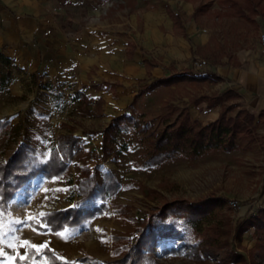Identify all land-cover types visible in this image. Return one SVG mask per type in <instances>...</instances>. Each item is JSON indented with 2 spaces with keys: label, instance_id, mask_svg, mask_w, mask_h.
<instances>
[{
  "label": "rangeland",
  "instance_id": "1",
  "mask_svg": "<svg viewBox=\"0 0 264 264\" xmlns=\"http://www.w3.org/2000/svg\"><path fill=\"white\" fill-rule=\"evenodd\" d=\"M214 1L217 5L212 6L211 0H202L196 4V8L204 12L200 13L195 22L200 31L204 28L206 33H209L212 48L208 52L197 48L190 59L191 64L197 59H205L207 63L209 62L207 65L209 67L216 63L220 64L219 58L223 52L218 46L219 41L223 39L228 42L233 38L237 39V34L246 30L251 31L252 35V29L256 26L257 14L250 13L254 23L240 15H224V10L232 12V9L227 5H220V0ZM235 1L243 2V0ZM92 2V6L81 5V9L90 13L98 12V20L81 21L79 25L82 28L87 27L92 30L97 28L104 32L107 14L108 22L123 27L131 36L137 31L141 32L146 24L153 22L151 12H157V9L162 14L161 29L163 30L168 24V19L162 10L167 0H143L141 6L136 9L130 7L131 0H124V3L115 1L112 3L109 0H92ZM177 2L180 0H176ZM117 4L120 8L123 4L127 5L126 10L120 12ZM260 6L261 12L264 13V0H260ZM117 11L123 15V18L115 14ZM148 13L151 16H147ZM245 14L249 17L248 11H245ZM258 15L264 16V14ZM180 23L183 21L180 20ZM64 28L66 31H71L73 21L66 19ZM6 69L10 74L18 73L12 65ZM34 78L36 79V75ZM123 81L125 90L120 92L117 99L110 97H106L107 100L102 99L103 113L100 116L92 117L88 114L76 118L78 102H74L68 109L63 108L58 111L51 122H48L39 110L41 104L45 103V93L41 90L42 83L30 79L27 85L22 84L27 96L24 94V89L20 96L10 94L12 88H15L12 84V88L9 89L11 82L7 90H0V162H5L12 155L22 136L36 148L38 155L45 159L50 149L56 146L59 135L74 132V129L80 133L82 128L83 131L102 130L111 123L112 117L123 115L116 121L120 129L117 128L113 133L114 139L110 142L111 156L102 158L98 152L100 135L90 136L92 142L84 145L88 152L83 148L77 150L62 174L51 178L39 175L28 181L7 202L6 210H0L5 225L14 218L28 220L27 225H15L17 231L14 235L19 239L15 248L5 249L0 264H15L11 257L25 256L26 246H20L25 240L31 245L48 247L62 260L74 261L84 254L94 256L101 262L113 259L119 256L123 244L129 239L134 240L139 219L149 212L151 206L173 199L185 198L197 201L209 197L218 198V203L205 217L203 227H207L208 223V227L220 228L223 234L219 240L225 245L212 251L206 260L198 261L193 257V249L180 239L170 237L156 243L155 264H220L219 261L222 262L221 264H264V244L254 237L251 229L242 235L238 232V226L246 217L264 208V140L258 122L252 128L254 140L247 149L207 152L198 158H190L184 153L159 164L144 165L147 145L140 142L139 137L146 132L139 133V126H147L148 132H159L164 124L175 121L180 113L189 108L188 105L201 100H205L208 104V99H204L203 96L211 98L216 93L225 91V85L219 82L215 84L209 81L179 80L172 86H162L147 92L138 91L139 95L135 97L133 94L139 88L140 82L126 79ZM234 91L231 89L230 94H226L228 99L223 103V106L230 104L234 106L228 116L230 114L235 116L242 108L241 100ZM65 94L70 96L71 91L64 92L61 100ZM89 104L94 107V103ZM216 105L221 108L220 104ZM191 112L195 114L197 111L191 106ZM61 120H65L68 126L60 127L58 123ZM3 122H7L8 125H4ZM134 122L138 123V128L134 127ZM98 160L100 163H97ZM95 164H99L97 172L100 177L98 176L97 182L102 183L101 173L105 171H112L119 182L116 192L104 200L105 206L102 212L81 226L47 232L33 230L30 224H43L42 219L48 213L76 206L79 198L77 183L80 174L86 167L90 170L95 169ZM230 200L237 201L238 207H232ZM260 201L262 204L258 207L257 203L259 204ZM101 202L100 199L95 198L79 206H97ZM41 213L44 215L41 216ZM114 236L117 239L113 238ZM200 237L199 235L197 238ZM170 247L177 250L164 254L163 248ZM235 254H240L239 258L243 261L240 263L235 260L225 261Z\"/></svg>",
  "mask_w": 264,
  "mask_h": 264
},
{
  "label": "crops",
  "instance_id": "2",
  "mask_svg": "<svg viewBox=\"0 0 264 264\" xmlns=\"http://www.w3.org/2000/svg\"><path fill=\"white\" fill-rule=\"evenodd\" d=\"M109 1L124 3V0ZM131 1L130 7L133 9L139 8L143 2ZM199 1L202 0H180L177 3L176 0H167L162 9L168 19L167 27L161 29L162 14L157 9V12H151V24H146L141 32L129 36L126 29L108 22L107 14L104 32L97 28H82L79 25L81 21L98 20V12L90 13L81 9V5L92 6V0H0V52L11 58L13 69L18 70V73H11L9 89L12 84L15 88H12L10 94L20 96L24 89L22 84L27 85L30 79L42 83L45 103L41 104L39 110L51 122L61 109H68L74 102H78L79 106L80 102L74 100V94L82 90L84 85L102 82L110 84L114 91H87V94L92 93L107 100L106 97L117 99L120 92L125 90L123 79L140 82L133 94L135 97L143 85L156 79L170 80L168 85L159 84L152 90L172 86L179 80L196 81L172 77L185 69H193L190 59L197 48L206 52L212 48L209 33L204 28L200 31L195 22L200 13L204 12L196 8ZM211 1L212 6L216 4L214 0ZM166 5L179 14L183 21L182 31L174 26ZM126 6L123 4L120 8L117 4L120 12L125 11ZM115 14L123 18L118 11ZM66 19L73 21L71 31L64 28ZM255 22L252 35L251 31L246 30L240 34L237 30V39L219 41L218 46L223 52L219 58L221 63L209 67L208 62L206 66L219 76L215 84L222 83L225 90L234 89L239 93L240 107L256 115L264 140V43L260 39V35L264 34V16L257 15ZM143 60L151 61L153 65L146 68ZM68 91H71V95L65 94L61 100V95ZM24 92L27 96L25 89ZM188 106L186 111L190 118L202 124L215 120L219 115V105L210 106L205 100ZM191 106L196 109L195 114L191 112ZM79 117L77 107L76 118ZM58 124L60 127L68 126L65 120ZM83 129L80 133L74 129L73 133L81 136ZM91 142L88 137L84 145Z\"/></svg>",
  "mask_w": 264,
  "mask_h": 264
},
{
  "label": "trees",
  "instance_id": "3",
  "mask_svg": "<svg viewBox=\"0 0 264 264\" xmlns=\"http://www.w3.org/2000/svg\"><path fill=\"white\" fill-rule=\"evenodd\" d=\"M220 5L229 6L232 12L224 10V15L246 17L254 23L251 15L264 14L261 12L260 0H243L239 3L235 0H220ZM166 11L173 20L176 28L183 30L180 23L179 14L175 13L168 5ZM226 11V13H225ZM245 11H248L249 17ZM247 14V15H248ZM131 53H129L130 55ZM146 68L152 66L151 61L143 60ZM13 65V60L0 52V90H7L11 82V74L6 68ZM187 78L196 81L216 82L219 79L209 67L203 66L200 70L192 68L185 69L174 75L172 78ZM169 78L156 79L149 84L143 85L139 91H150L159 84H169ZM113 86L106 82L100 84H90L82 86V90L76 91L74 100H79L78 113L80 117L91 115L98 117L102 113L103 100L100 97L88 93L89 90L104 89L111 90ZM231 89L216 93L214 96H203L208 99V105L220 104L221 108L218 117L206 124L198 120L191 119L185 110L173 122L164 124L159 132H152L147 126H139L134 122V127L138 128L141 137L139 141L146 144V161L144 165H155L162 163L167 159L176 157L179 154H186L190 158H198L207 152H231L237 149H247L250 142L254 140L252 128L255 127L256 115L250 113L245 108H240L235 116H228L234 106H223L228 99L226 94H230ZM235 95L240 97L239 93L234 91ZM115 96V94H113ZM90 101V102H89ZM93 102L94 107L89 103ZM211 102V104L209 103ZM123 115L112 118L111 123L102 130H85L81 136L69 132L58 136L55 147H52L48 156L42 159L36 148L27 140L23 139L12 155L5 161L0 162V210H6L7 202L10 201L17 191H19L28 181L41 175L45 178L56 177L62 174L70 159L77 150L83 148L85 140L90 136L100 134L101 142L98 146L99 154L102 158H108L112 155L110 146L111 139H114V131L120 129L116 121ZM128 119H130L128 117ZM1 123V122H0ZM5 123V122H3ZM4 125H8L6 122ZM115 127V128H114ZM114 128V129H113ZM147 130V131H146ZM111 135V136H110ZM110 136V137H109ZM84 137V138H83ZM88 152V150L86 151ZM85 152V153H86ZM100 163V160L97 161ZM95 169L90 170L86 167L82 170L77 183V194L79 196L75 207H68L57 211H52L44 216L43 224L31 223L30 226L39 231H58L63 228H72L81 226L89 219L102 212L107 196L116 192L119 186L117 177L112 171L101 173L102 183L97 182L99 164H95ZM100 177V176H99ZM97 188L99 190H97ZM95 198L102 202L97 206H79ZM218 198L209 197L205 200L192 201L185 198L173 199L151 206L149 212L139 219V225L135 230L134 240H128L120 248V254L113 259H107L101 262L94 256L84 254L74 261L60 259L48 247L36 249L26 246V260H17L15 264H155V245L157 242L173 237L180 239L193 249V257L198 261L206 260L210 253L215 249L222 248L225 243L221 242L223 232L220 228L203 227V222L207 214L216 207ZM239 227V234L252 230L254 237L264 244V208L258 213L246 217ZM200 238H197L198 236ZM239 235V236H240ZM113 238H116L114 236ZM176 248H163V253L175 252ZM16 257V256H15ZM240 254L226 259L227 262H241ZM1 259V256H0ZM221 264L222 262L219 261Z\"/></svg>",
  "mask_w": 264,
  "mask_h": 264
},
{
  "label": "snow or ice",
  "instance_id": "4",
  "mask_svg": "<svg viewBox=\"0 0 264 264\" xmlns=\"http://www.w3.org/2000/svg\"><path fill=\"white\" fill-rule=\"evenodd\" d=\"M40 215L43 216L44 214L41 213ZM17 224L27 225L28 220L27 219L20 220V219L14 218L13 220L9 221L7 225H5L2 219V214H0V256L5 255V249L15 248L16 241L19 239L17 236L14 235V233L17 231V229L15 228V225ZM61 235H64V234H61ZM20 246L21 247L30 246L36 249L37 252H39L41 248L45 247L44 245H40V246L31 245V243L27 240L23 241V243ZM11 259L14 262L17 260H26L28 259V255L11 257ZM73 264H75V262H73Z\"/></svg>",
  "mask_w": 264,
  "mask_h": 264
},
{
  "label": "built area",
  "instance_id": "5",
  "mask_svg": "<svg viewBox=\"0 0 264 264\" xmlns=\"http://www.w3.org/2000/svg\"><path fill=\"white\" fill-rule=\"evenodd\" d=\"M260 39L264 43V34L260 35ZM205 65H207V61L205 59H197L194 62H192V67L194 70H199V69L203 68V66H205ZM91 103L93 104V102H91ZM261 204H262L261 201L259 202V204L257 203L258 207L261 206ZM230 205L232 207H238L239 204L235 200H230Z\"/></svg>",
  "mask_w": 264,
  "mask_h": 264
}]
</instances>
